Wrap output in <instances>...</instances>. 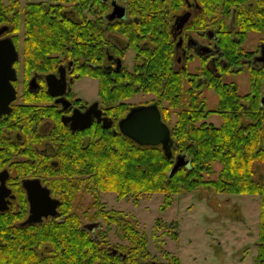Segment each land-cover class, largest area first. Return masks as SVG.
Wrapping results in <instances>:
<instances>
[{"label":"trees","instance_id":"obj_1","mask_svg":"<svg viewBox=\"0 0 264 264\" xmlns=\"http://www.w3.org/2000/svg\"><path fill=\"white\" fill-rule=\"evenodd\" d=\"M102 1L49 0L24 5L19 0H0V28L10 27L9 34L21 53L16 66L29 72L30 78L35 72L45 73L74 61L81 76L99 78V95L115 121L114 127L95 123L75 133L68 130L62 139L57 182L62 183L68 199L90 192L91 205L82 209V204L64 201L61 211L67 217L62 225L53 221L22 226L24 216L0 213V264H136L139 258L151 257L148 236L137 219L108 209L102 193L113 192L119 199L136 202L145 195L164 194L160 209L165 211L176 195L201 190L260 197L256 264H264V65L260 69L248 65L258 50L245 46L253 33L264 42V0H195L202 12L192 28L217 33L223 62L219 63L218 82L191 83L189 90L183 75L171 73L169 40L159 43L153 55L143 53L147 65L137 78L131 72L125 76L91 72V56L99 61L106 56ZM127 1L129 13L139 16L141 24L136 23L143 28L152 21L151 6L172 5L178 12L186 5L185 0ZM139 6L142 9L137 11ZM246 68L250 90L242 95L238 85L226 81L223 74ZM199 88L217 93L215 110L208 109L207 98L198 95ZM138 92L154 95L161 106L175 143L172 158L161 145L142 146L121 133L117 122L130 110L125 100ZM214 113L223 120L220 126L208 121ZM179 155L186 156L190 165L170 175ZM261 168L263 172L258 173ZM99 219L120 223L118 234L129 241L120 253L113 254L108 244L103 246L81 226ZM174 223L167 226L156 220V226L165 227L167 234ZM172 236L177 239L178 233ZM164 255L167 264H181L171 252Z\"/></svg>","mask_w":264,"mask_h":264},{"label":"flooded vegetation","instance_id":"obj_2","mask_svg":"<svg viewBox=\"0 0 264 264\" xmlns=\"http://www.w3.org/2000/svg\"><path fill=\"white\" fill-rule=\"evenodd\" d=\"M19 1L26 5L31 1L48 2L49 0ZM127 2V0L102 1L103 9L106 10L103 15L106 56L102 61L97 60L95 56H91L88 66L92 73L105 75V72H108L113 76H125L126 72H131L137 78L143 72V65H147L143 53L153 55L159 43L169 40L173 49L171 73L185 77L187 90L190 89L191 83L198 86L201 81L206 84L208 81L216 79L218 82V75L221 74L219 63L223 62L218 44V35L213 30L192 28L191 23L202 12V7L195 0H185L186 5L180 8L178 12H174L175 8L172 5L151 6L149 15L152 21L144 28L138 21L139 16L133 17L129 13ZM98 6L101 7V5ZM117 7L123 9L121 17L118 16L121 10ZM140 7H137V11L142 9ZM67 10L69 11V9ZM187 13H190L188 22L183 27H178L176 24L178 19ZM137 21L140 24L136 23ZM4 27L8 29L3 35H0V39L6 37L13 39L9 34L10 27L2 26L1 28ZM118 28H123V31H118ZM252 37L260 40L257 34H251L249 40ZM258 44L256 49H251L258 50V53L253 60H248L247 64L260 69L264 64L258 61V58L262 56L264 42L260 43L259 41ZM131 53H133L134 63L130 68L128 57ZM20 57L18 61L21 59ZM151 58H154V56ZM18 61L14 64L17 74L12 81L17 90V96L11 104V111L0 118V172H4L2 176L5 179V181L0 180V187L3 184L7 187L4 192V199L1 200V202L7 204V209L0 211V213L9 211L16 217L24 216V219L19 223L22 226L53 221L62 225L67 217L61 211L63 202L83 204V201L87 198H65L63 194L66 190L63 189L61 182H57L60 178L58 154L60 148H62V139L65 132L70 130L75 133L79 130H85L95 123L104 124L102 119L93 115L90 125L73 129L74 122L78 126L84 121L77 116L88 112L93 105H97L96 109L101 111L102 118H109L113 121L110 126L104 125L114 127L115 121L110 115V107L102 102L100 95V100L90 103L78 97L74 92L75 82L85 76H90H81L75 69L76 63L74 61L59 64L58 68L45 73L35 72L30 78L27 77L29 72L16 66ZM153 67H155V64ZM62 71L65 77L63 82ZM90 77L97 79L100 86L99 78ZM49 78L57 85V91L60 92L63 89L61 83L65 82L64 92L53 94L50 91ZM205 92V88H199L198 95L203 93V96L206 97ZM142 94L148 93L138 92L125 100L130 110L135 106L150 105L152 103H157L159 106V103L155 101L156 97L149 102L139 104H133L129 101ZM159 108L161 109V106ZM123 118L118 120V127ZM59 119L62 122L61 124H59ZM87 137L90 136L87 135ZM25 182H28L26 186ZM35 199L44 204H53L55 200H58L59 205L56 215L43 217L42 222L39 223L27 224L31 216L32 200ZM92 199L91 196V202ZM81 226L89 232L90 236L98 239L99 242L101 241L103 246L108 244L107 249L115 255L120 253L121 249H125L123 247L129 242L125 237H121V234H118L120 223L116 220L99 219L83 223ZM101 231L105 233L103 234ZM112 238H117V240L113 242ZM159 249L165 261H160L151 255L145 260L139 258L136 264H167L164 253L169 250L163 247ZM43 264H47V262Z\"/></svg>","mask_w":264,"mask_h":264},{"label":"rangeland","instance_id":"obj_3","mask_svg":"<svg viewBox=\"0 0 264 264\" xmlns=\"http://www.w3.org/2000/svg\"><path fill=\"white\" fill-rule=\"evenodd\" d=\"M260 40L256 37L248 40L245 46L256 49ZM134 63L133 53L128 57V66ZM223 78L238 85L242 95L250 90V74L243 71L224 73ZM99 82L85 76L75 82L74 92L88 102L100 100ZM208 109L215 110L219 97L214 90L206 89ZM152 94H142L129 100L133 104L145 103L154 99ZM176 117V116H175ZM175 121V119H174ZM208 121L220 126V115H210ZM263 172L259 169L258 173ZM258 177V176H257ZM259 178V177H258ZM85 198L82 209L91 205V194L83 193ZM164 194L145 195L138 202L134 199H119L113 192L102 193V201L108 209L123 211L137 219L141 229L148 236V249L152 257L160 261V249L169 250L181 259L182 264H256L259 251L261 201L259 196L232 195L209 190L182 193L175 196V201L167 210L160 207L164 203ZM79 205V204H77ZM172 226L171 233H163L165 227L158 228L156 220ZM178 233L177 239L172 236ZM113 242L117 238H112Z\"/></svg>","mask_w":264,"mask_h":264},{"label":"water","instance_id":"obj_4","mask_svg":"<svg viewBox=\"0 0 264 264\" xmlns=\"http://www.w3.org/2000/svg\"><path fill=\"white\" fill-rule=\"evenodd\" d=\"M120 8V7H117ZM119 17L122 16L123 9L120 8ZM114 17V15H113ZM190 13H187L180 17L177 21L178 27H183L189 20ZM7 27L0 28V35H3L7 31ZM20 57L19 50L10 37L0 39V118L2 115L9 113L11 111V104L16 99L17 90L13 84V80L16 78V68L14 66L15 62L18 61ZM258 61L264 64V47L262 51V56L258 58ZM65 81L64 73L62 71V82ZM50 91L53 94H59L64 92L65 82L61 83L63 89L57 91L56 84L49 78ZM97 105H93L92 108L86 112L81 113L77 117H81L84 121L78 126L76 122L73 123V129L77 127H86L90 125L93 115L104 121V124L110 126L113 121L109 118H102L101 111L96 109ZM119 127L121 132L128 138L132 139L139 145L142 146H159L163 147V150L168 158L173 157V147L175 145L174 139L172 137L171 128L163 120L162 112L157 103H152L150 105H139L133 107L129 113L124 117L120 123ZM190 161L184 155H179L176 158V163L171 171L170 175H173L181 167H188ZM4 172H0V180L5 181L3 178ZM28 182H25V186ZM7 187L3 184L0 187V211H5L7 209V204L1 202L4 199V192ZM58 200H55L53 204H44L37 201V199L32 200L31 216L27 221L30 223L42 222L43 217H48L49 215H56ZM157 264V263H155Z\"/></svg>","mask_w":264,"mask_h":264}]
</instances>
